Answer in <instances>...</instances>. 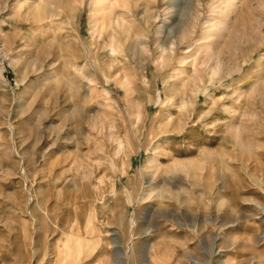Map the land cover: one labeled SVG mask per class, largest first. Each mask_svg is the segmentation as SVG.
<instances>
[{
    "label": "rangeland",
    "instance_id": "obj_1",
    "mask_svg": "<svg viewBox=\"0 0 264 264\" xmlns=\"http://www.w3.org/2000/svg\"><path fill=\"white\" fill-rule=\"evenodd\" d=\"M99 1L0 0V264H264V0Z\"/></svg>",
    "mask_w": 264,
    "mask_h": 264
},
{
    "label": "bare ground",
    "instance_id": "obj_2",
    "mask_svg": "<svg viewBox=\"0 0 264 264\" xmlns=\"http://www.w3.org/2000/svg\"><path fill=\"white\" fill-rule=\"evenodd\" d=\"M17 2H19V1H17ZM99 2H101V4H105V5L109 6L111 0H100ZM107 6H103L101 8V10L105 9V7H107Z\"/></svg>",
    "mask_w": 264,
    "mask_h": 264
}]
</instances>
